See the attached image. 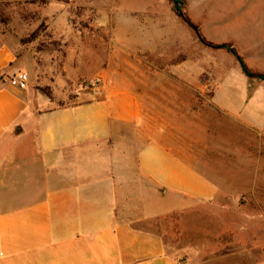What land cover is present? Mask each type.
I'll return each mask as SVG.
<instances>
[{"label": "crops", "instance_id": "crops-1", "mask_svg": "<svg viewBox=\"0 0 264 264\" xmlns=\"http://www.w3.org/2000/svg\"><path fill=\"white\" fill-rule=\"evenodd\" d=\"M121 31L119 61L104 68L97 96L66 107L10 84L25 71L0 37V264H185L161 231L203 205L219 208L217 233H238L221 221L220 209L238 194L218 183L217 153L233 146L239 122L264 129L248 116L255 108L264 114V100L247 104L235 90L226 103L228 89H220L213 106L236 133L215 129L210 147L189 124V60L178 67L176 93L166 33L142 25L134 37ZM126 128L135 136L122 135Z\"/></svg>", "mask_w": 264, "mask_h": 264}, {"label": "rangeland", "instance_id": "rangeland-1", "mask_svg": "<svg viewBox=\"0 0 264 264\" xmlns=\"http://www.w3.org/2000/svg\"><path fill=\"white\" fill-rule=\"evenodd\" d=\"M140 25L166 33L176 93L182 87L178 67L189 60V124L192 133H199L197 139L212 147L220 136L215 129L232 127L235 135L236 123L220 115L213 98L224 88L226 103L235 90L240 94L236 98L243 97L247 104L264 100V80L247 77L241 65L264 76V0H0V37L29 75L28 90L48 97L55 107L94 99L104 68L119 61V30L134 37ZM221 45L228 48H218ZM178 99L175 95L171 101L178 104ZM257 110L248 116L264 121ZM215 113L219 119H209ZM122 131L127 137L136 134L128 128ZM233 139V146H220L223 169L216 178L223 186L234 184L230 193L238 196L220 211L222 223L234 230L238 226V233H217L222 224L215 220L216 205L175 215L161 232L176 244L175 254L185 264H264V129L239 122ZM228 166L240 174L228 176ZM244 186L254 189L242 191Z\"/></svg>", "mask_w": 264, "mask_h": 264}, {"label": "built area", "instance_id": "built-area-1", "mask_svg": "<svg viewBox=\"0 0 264 264\" xmlns=\"http://www.w3.org/2000/svg\"><path fill=\"white\" fill-rule=\"evenodd\" d=\"M29 80H30L29 75L27 73H20L19 75L14 76L10 80V84L13 87H16L21 90H25L28 88Z\"/></svg>", "mask_w": 264, "mask_h": 264}, {"label": "trees", "instance_id": "trees-1", "mask_svg": "<svg viewBox=\"0 0 264 264\" xmlns=\"http://www.w3.org/2000/svg\"><path fill=\"white\" fill-rule=\"evenodd\" d=\"M218 48L225 49V48H228V46H227V45H221V46H218ZM230 51H231L233 54H237L236 51H234V49H230ZM241 65H242L243 72H244V74H245L247 77H249V78H255V77H258V78H261V79L264 80V76H262V75H256V74L252 73V72L248 69V67H247L243 62L241 63Z\"/></svg>", "mask_w": 264, "mask_h": 264}]
</instances>
